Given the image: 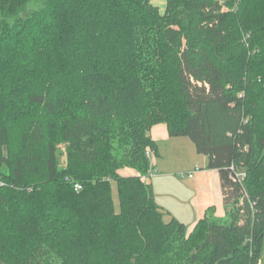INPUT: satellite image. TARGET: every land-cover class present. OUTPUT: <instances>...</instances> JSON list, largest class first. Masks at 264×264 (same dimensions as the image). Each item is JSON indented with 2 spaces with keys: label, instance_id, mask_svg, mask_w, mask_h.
<instances>
[{
  "label": "trees",
  "instance_id": "obj_1",
  "mask_svg": "<svg viewBox=\"0 0 264 264\" xmlns=\"http://www.w3.org/2000/svg\"><path fill=\"white\" fill-rule=\"evenodd\" d=\"M65 28L85 36L66 61ZM263 85L264 0H0V264H260ZM163 123L218 172L224 218L187 232L117 174L149 171Z\"/></svg>",
  "mask_w": 264,
  "mask_h": 264
},
{
  "label": "rangeland",
  "instance_id": "obj_2",
  "mask_svg": "<svg viewBox=\"0 0 264 264\" xmlns=\"http://www.w3.org/2000/svg\"><path fill=\"white\" fill-rule=\"evenodd\" d=\"M151 3L153 6L157 7L161 12L164 9L165 6V0H151ZM220 5H222V11L226 12L229 11V7L225 4L224 1L219 2ZM38 7L37 4H29L28 9L33 10ZM62 18V14H58V20L59 18ZM66 21L69 24V27H75L73 26V21L75 20L73 17H66ZM25 19H23V15H20L17 17V21L24 22ZM54 21V20H53ZM54 26H57V23L54 21L52 22ZM50 32H53V27L49 26ZM24 28V27H22ZM19 27V29H22ZM76 28V27H75ZM122 28V27H120ZM24 31V29L22 30ZM76 31V30H75ZM29 31H24L21 35H24L28 33ZM63 36H60V41L62 42L60 47L61 53L59 54L58 59H62L66 61V59H73L76 57V38L78 37L82 39L84 36V33H80L79 30H77L75 33L74 31H70L65 28V30L62 32ZM80 33V34H79ZM109 38V36L107 37ZM111 38V37H110ZM120 39H123V42H125L129 36H126L125 33H120L119 35ZM134 37H132L133 39ZM78 45V44H77ZM103 45H107L108 48L106 49H121L122 45L121 43L116 44L110 39H107L103 43ZM72 50H75L74 53L70 54ZM96 61V60H95ZM92 62H94L92 60ZM113 62V61H111ZM114 65L116 70L122 69V63H112ZM67 69V68H66ZM111 70H114L113 68L107 71V74L111 73ZM122 71V70H121ZM117 74V73H116ZM115 75V74H111ZM61 77V76H59ZM60 88V87H59ZM58 88V89H59ZM262 92L260 97L264 100V85L262 86ZM178 114V113H177ZM163 125H165L163 123ZM113 144L118 147V138L115 140H112ZM157 144V151L156 154L151 152L150 157L147 158L150 169L147 173L142 174L138 172L135 168L124 165L117 169V174L122 178L127 177H133L137 176L140 178V180L145 184L148 185V187L151 189V192L154 196V201L156 205L158 206V209L162 212L164 216L165 221H170L171 219H176L178 222L184 223L187 228V232L192 231V228L188 227L193 221V218H197L195 209L192 208L191 200L193 198L197 197V200H205L208 196L211 200L212 193H210V189L207 187V185H203L199 189H196L195 180L189 179L187 177V174L191 171H194L196 168L200 169V173L208 172L206 166L203 164L201 156L197 154L196 149L193 145V143L186 137H172L170 141H158ZM57 156L59 165L61 167H64L66 165L67 156L65 151V146L63 144L58 145L57 147ZM117 157H119L118 153L116 154ZM155 167V170H154ZM198 173V172H197ZM196 174V173H195ZM194 174V175H195ZM238 176L240 178H245V171L241 170L238 173ZM260 185L264 187V178L261 180ZM202 188V189H201ZM201 190H206V196L202 194ZM201 192V194H200ZM113 199L115 202V207L117 208V197H116V188L113 186ZM162 207L166 205V208L164 210H161ZM163 209V208H162ZM209 210V208H206V211L203 213V216L205 213ZM202 213V211H201ZM211 216H215V209L213 208V211L210 213ZM202 216V218H203ZM224 215L222 214V217L218 218H224ZM198 222V220L195 222V224ZM260 264H264V247H263V254L262 258L260 260Z\"/></svg>",
  "mask_w": 264,
  "mask_h": 264
},
{
  "label": "crops",
  "instance_id": "obj_3",
  "mask_svg": "<svg viewBox=\"0 0 264 264\" xmlns=\"http://www.w3.org/2000/svg\"><path fill=\"white\" fill-rule=\"evenodd\" d=\"M149 135H150V138L153 141H155V143L158 141H170L172 138L168 135L167 128L163 124L154 126L151 129ZM199 156H201L203 164L206 166L207 165L206 157L202 155H199ZM154 170H155V167H154ZM199 171L200 169L197 171L198 173L197 172H195L196 174L194 173L195 175H193L192 178H189L188 176L187 177L189 179L195 180V185L197 187L196 189H199L204 184L207 185V187L210 189V193H212V198L210 200V198L207 196L205 200L200 201V200H197V197H196L191 200L192 208L196 210V212H192V214L196 213L197 218L196 220L195 218H193V221L188 227V229L192 228L195 225V222L202 218L203 213L206 211V208L208 209L210 207H213L215 209V216L217 217H222V214L224 215L225 213L224 208H223V197H222V191H221V185H220L218 172L216 170H208V169H207L208 172H205V173H200L201 171L200 172ZM191 172H194V171H191ZM201 191H202V194L206 196V190H201ZM165 208H166V205H164L163 207L161 205V210H164Z\"/></svg>",
  "mask_w": 264,
  "mask_h": 264
},
{
  "label": "built area",
  "instance_id": "obj_4",
  "mask_svg": "<svg viewBox=\"0 0 264 264\" xmlns=\"http://www.w3.org/2000/svg\"><path fill=\"white\" fill-rule=\"evenodd\" d=\"M150 155H151V151H150L149 149H147L146 152H145V156H146V158L150 157ZM198 170H199V169L196 168V169L194 170V172L189 173L187 176H188L189 178H192L193 175H194V173L197 172ZM74 188H75L76 191H79V190L81 189V186H79L78 184H76Z\"/></svg>",
  "mask_w": 264,
  "mask_h": 264
}]
</instances>
